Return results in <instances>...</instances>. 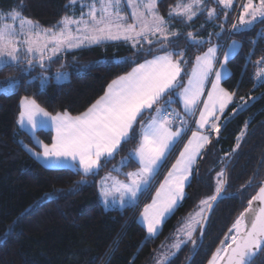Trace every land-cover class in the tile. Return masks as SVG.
Masks as SVG:
<instances>
[{"label":"trees","instance_id":"obj_1","mask_svg":"<svg viewBox=\"0 0 264 264\" xmlns=\"http://www.w3.org/2000/svg\"><path fill=\"white\" fill-rule=\"evenodd\" d=\"M239 1L234 0L235 10L222 11L223 7L216 0H205L206 7L216 8L219 18L209 20L205 11L192 21L182 17L168 20L179 29L178 38L170 37L175 44H169L168 50L185 52L184 59L189 62L184 65L187 71L195 56L209 44L189 46L188 32L197 39H211V43L234 38L243 41V45L233 54L227 65L229 75L221 81L225 89L235 93L222 116L221 132L210 135L211 143L202 149L197 159L189 186L185 188V198L165 218L154 238L148 237L137 220L138 204L105 208L98 188L99 180L106 174L126 180L125 174L138 168L135 160H124L123 164L122 160L139 142V125L134 138L122 143L113 158H108L107 162L102 160L95 174L85 176L77 168L48 167L37 161L27 148L36 151L40 148L32 134L20 128L17 118L23 97L34 99L52 114L84 112L105 92L111 80L127 73L136 63L161 54L160 45L143 42L145 50L151 47L152 55H137L124 41H104L64 51L52 62L45 61L43 68L38 64L29 68L26 63L19 67H0V82L9 78L17 81L13 91L0 93V264H149L162 244L171 245L176 228L200 200L214 194L216 174L223 169L227 198L219 200L210 213L202 241L198 240V249L193 252L192 244L188 243L169 261V264H206L228 228L264 182V86L254 79L256 61L264 56V40L255 45L248 43L259 39L256 32H264V24L257 22L254 31L229 38ZM21 3L24 5L22 15L45 29L70 14L69 7H65L69 0H0V13L18 10ZM176 3L177 0H158L160 15L168 19L170 6ZM224 11L228 12L227 19ZM221 26L225 31L218 39L215 33L221 32ZM253 49L254 54L249 56ZM117 57H128L130 62L124 64ZM58 70L68 72L66 81L53 80V73ZM41 73L48 75L43 85ZM184 79L186 81L187 77ZM241 96L247 101L242 109L239 108L244 103ZM234 108L238 109L235 113ZM152 113L146 112L143 121L147 122ZM225 119L228 122L223 126ZM241 132L244 135L237 148ZM34 135L50 144L53 133L50 129H37ZM175 156L176 152L168 155L164 163L167 166L153 177L151 182L155 183L149 193L138 194L140 201L145 197L144 202L147 201ZM82 180L85 183L78 185ZM250 180L252 184L248 187ZM253 264H264V252Z\"/></svg>","mask_w":264,"mask_h":264},{"label":"snow or ice","instance_id":"obj_2","mask_svg":"<svg viewBox=\"0 0 264 264\" xmlns=\"http://www.w3.org/2000/svg\"><path fill=\"white\" fill-rule=\"evenodd\" d=\"M216 2L223 5L222 11L235 10L233 0ZM78 3L79 16L65 15L56 25L47 29L22 15L23 3L18 10L0 13V67H19L26 63L29 68L36 64L43 68L46 59L52 62L53 57L65 49L79 48L85 46L86 42L87 45L100 44L106 40L130 42L137 55H152L151 47L145 50L143 42L146 41L148 45L159 44L158 51L163 54L136 63L130 72L111 80L104 95L77 116L67 111L53 115L34 99L24 97L20 101L17 123L21 127H29L33 132L46 128L54 130L55 135L50 144L37 139L42 152H33V155L45 161L71 160L73 166L82 170L85 176L95 174L102 160L107 162L108 158H113L122 143L134 138L136 126L139 125V142L129 156L122 160V164L124 160H135L139 167L126 173L125 181L110 175L105 177L100 187L106 207L109 203L113 206L118 203L123 207L126 200H136L142 187L151 183L175 145L182 141L185 116L198 112V119L193 121L197 127L192 131L191 139L180 151L179 158L160 185L156 197L141 214L148 237L154 238L166 216L172 214L185 198V188L189 186L197 159L201 157L202 149L211 143L210 133L214 131L219 135L221 132L222 124L219 121L235 96L234 92L221 86V81L229 75L227 65L233 54L240 50L243 41L232 40L224 48L220 43L212 44L211 39H197L192 32H188L189 46H203L205 43L211 46L195 57L191 70L187 71L184 65L189 62L184 59L185 52L168 50L169 44H175V40L170 37H179V33L169 31L168 20L182 17L185 21H192L205 11L209 20L219 18L216 8L206 7L205 0H177L175 6H170L168 19L160 15L158 0H91L88 4L82 0H69L65 7H75ZM122 5L130 11L125 13ZM85 7L87 12L84 11ZM239 7L238 22L231 25L229 38L231 35L254 31L257 22L264 24V0H241ZM224 16L227 19V11H224ZM224 31L221 26V32L215 33L216 37L221 39ZM256 36L259 39L249 40L248 43L255 45L264 40V32H256ZM218 53H222V60ZM253 54L254 49L249 56ZM116 59L124 64L130 62L128 57ZM248 62L251 63L250 60ZM256 65L254 79L264 86V56L256 61ZM16 83L14 78L0 82V92L13 91ZM207 85L211 86L210 89ZM205 95L207 98L202 100L201 97ZM162 100L163 105L155 107ZM240 100L244 102L239 105L242 109L247 101L243 96ZM174 103L183 104L184 115L171 108ZM200 104H203L202 108ZM237 110L234 108L233 113ZM149 111L155 114L144 122L142 117ZM227 122L225 119L223 126ZM243 135L241 132L240 137H237V148ZM216 176L214 194L200 200L198 211L191 214L183 227L177 230L176 239L168 246L167 252L158 254L156 264H169L182 246L188 243L192 244L193 252L198 249V240L202 241L209 214L219 200L227 198L224 170L217 172ZM109 179L112 180L110 185ZM80 183L85 181H79L78 185ZM251 184L250 180L247 186ZM254 202L258 204L254 206ZM198 230L199 237H196ZM164 247L162 244L161 248ZM261 252H264V182H261L258 192L248 200L247 207L228 228L208 264H253Z\"/></svg>","mask_w":264,"mask_h":264},{"label":"rangeland","instance_id":"obj_3","mask_svg":"<svg viewBox=\"0 0 264 264\" xmlns=\"http://www.w3.org/2000/svg\"><path fill=\"white\" fill-rule=\"evenodd\" d=\"M82 2L84 3V4H88V3H90L91 2V0H82ZM240 3H241V0L239 1V3H238V6H237V9H238V7H239V5H240ZM123 7H124V11H125V13H127V12H129L130 10L129 9H127V7L126 6H124V5H122ZM223 6V5H222ZM69 10H70V14L69 15H71V14H75L76 16H79V13H80V5H79V3L75 6V7H69ZM84 11L85 12H87V8L85 7L84 8ZM239 11H240V7H239V9H238V11L236 10V13H234V17H233V19H232V21L234 20V22L233 23H237L238 22V15H239ZM5 14H7V13H5ZM236 15V16H235ZM7 22H9V23H11V21H7ZM129 22H131V18L129 17ZM168 23H169V31H171V32H179V29H177L173 24H172V22L171 21H168ZM158 35V34H157ZM150 39H156V37H149ZM232 40H236V39H234V38H232V39H229L228 41H226V39L224 38V40L222 41V42H212V44H216V43H220V44H222L223 46H224V48H227V45L228 44H230L231 42H232ZM106 41H117V40H106ZM121 41H123V40H121ZM125 42V41H124ZM127 44H129L130 46H131V44H130V42H126ZM145 43H147L146 41H145ZM91 45H93V44H91ZM85 46H89V45H87V42H86V45ZM209 46H211V44H208L200 53H198L197 55H200V54H202L204 51H206L207 50V48L209 47ZM81 47H84V46H81ZM73 49H76V48H71L70 50H73ZM67 50H69V49H65L64 51H67ZM64 51H62V52H64ZM61 52V53H62ZM61 53H59L58 55H60ZM49 55H50V53H48ZM196 55V56H197ZM195 56V57H196ZM218 57H219V59H223V56H222V53H218ZM54 58V57H53ZM194 60H195V58L193 59V62H194ZM45 61H47V59L45 60ZM192 66V65H191ZM190 70H191V68H190ZM189 70V71H190ZM227 72H228V70H227ZM64 74H67V76H66V78L64 77ZM41 85H43L44 83H46L47 82V80H48V75H46L45 73H41ZM58 76H60V78L58 79L57 77ZM68 79V72L66 71V70H58V71H56L55 73H53V80L55 81V82H64V81H66ZM187 80V79H186ZM42 81H43V84H42ZM222 86V85H221ZM208 89H210V85H207L206 86ZM1 93V92H0ZM207 97H206V95L205 96H202L201 97V99L203 100V99H206ZM231 104V103H230ZM163 105V104H162ZM162 105H157L156 107H159V106H162ZM199 107L200 108H202L203 107V104H200L199 105ZM171 108H173V109H176L178 112H180V114L181 115H184V113H183V104L182 103H177L176 105L175 104H172L171 105ZM226 110V109H225ZM155 113H154V111H153V113H152V115H154ZM196 119H198V112L195 114V115H188V116H185V121H186V123H185V132L183 133V138H182V141L181 142H178L176 145H175V147H174V149H173V151L171 152L172 153V155L176 152V156H175V159L169 164V166H168V170L166 171V173L162 176V178H161V180H160V182H159V184H158V186L156 187V189L150 194V196H149V198L147 199V201L146 202H144L145 201V199H146V197L142 200V201H140L139 200V197H138V194L140 193V192H142V191H147V194L149 193V191L151 190V188L153 187V185H154V183L155 182H151L149 185H147V186H143L142 187V190L137 194V198H136V200L134 201V202H132V201H127L126 200V202H125V204H124V206H126V205H135V204H138V207L140 208V212H139V214H138V217H137V220H138V222L139 223H141L142 225H143V223H142V220H141V214L143 213V210H144V208H145V206H147V205H150L151 203H152V201H153V198H155L156 197V193H157V191L160 189V185L162 184V183H164V180H165V177L168 175V172L171 170V168H172V165L176 162V160L179 158V153H180V151H182L183 150V148H184V145L187 143V141L189 140V139H191V136H192V131H195L196 130V124L195 123H193V121L194 120H196ZM221 121H222V118H221ZM221 121H219V123H221ZM19 125V124H18ZM188 129H191V131H189ZM205 134H209L208 132H205ZM211 134H216L214 131L213 132H211L210 133V135ZM167 159V158H166ZM166 161V160H165ZM165 161L163 162V164H162V166L158 169V171H163L164 169H165V167L167 166V163L166 164H164L165 163ZM138 164V163H137ZM138 167H139V165H138ZM162 168V169H161ZM108 176L109 175H111V174H107ZM108 176H105V177H108ZM115 176V175H114ZM105 177H103V179L105 178ZM118 179V178H117ZM100 181V180H99ZM103 181V180H102ZM111 182H112V180L111 179H109L108 180V184H111ZM100 187H101V185H100ZM100 187H99V193H100ZM147 194H146V196H147ZM100 198H101V200L103 201V197L101 196V194H100ZM109 199H111V197H109ZM202 200V199H201ZM180 203V202H179ZM199 205V204H198ZM198 205H197V207L193 210V211H191L190 213H189V215L187 216V218L184 220V222L180 225V226H178L177 228H176V231H175V233H174V235H173V238L170 240V244H172L173 243V241L176 239V235H177V230L179 229V228H181V227H183V225L186 223V221L189 219V217H190V215L191 214H194L196 211H198ZM104 206H105V204H104ZM123 206V207H124ZM105 208H117V209H119V208H122L118 203L115 205V206H113L111 203H109V205L106 207L105 206ZM170 215V214H169ZM168 215V216H169ZM168 216H166V217H168ZM165 220V219H164ZM163 223V222H162ZM144 226V225H143ZM144 228H145V226H144ZM161 228V227H160ZM145 230H146V228H145ZM169 250V248H168V244H166L165 245V247L164 248H161V250H159V251H157V252H155V254H154V256H153V258H152V260L149 262V264H156V259L158 258V254L159 253H161V252H167Z\"/></svg>","mask_w":264,"mask_h":264},{"label":"crops","instance_id":"obj_4","mask_svg":"<svg viewBox=\"0 0 264 264\" xmlns=\"http://www.w3.org/2000/svg\"><path fill=\"white\" fill-rule=\"evenodd\" d=\"M233 3H234V0H233ZM222 6V5H221ZM223 7V6H222ZM80 48V47H79ZM77 49V48H76ZM70 50V49H69ZM161 54H163V53H161ZM235 54V53H234ZM158 55V54H157ZM153 57V56H152ZM152 57H150V58H148V59H152ZM146 60V59H145ZM144 62V60L142 61V62H140V63H143ZM136 66V65H135ZM134 66V67H135ZM132 70V69H131ZM131 70H129L128 72H130ZM227 70H228V73H229V69H228V67H227ZM123 75V74H122ZM115 79V78H114ZM111 82V81H110ZM109 82V83H110ZM108 83V84H109ZM223 87V86H222ZM224 88V87H223ZM106 89H107V87H106ZM106 89H105V91H106ZM102 95H104V93L102 94ZM101 95V96H102ZM100 96V97H101ZM24 98V97H23ZM23 98H21V100L23 99ZM99 99V98H98ZM20 100V101H21ZM90 107V106H89ZM87 110V109H86ZM85 110V111H86ZM83 113V112H82ZM81 114V113H80ZM80 114H78V115H80ZM53 115H55V114H53ZM71 115V114H70ZM72 116H77V115H72ZM20 126V125H19ZM20 128H22V129H24V130H26L27 132H29L30 134H32V136H33V141H34V143L40 148V150L39 151H36V150H34V149H32V148H27V150H28V152L37 160V161H39L40 163H42L43 165H45V166H48V167H71V168H74V169H76V167H74L73 166V162L71 161V160H67V161H56L55 159H52V160H48V161H45L42 157H40V158H38L37 156H35V155H33V152H42V148L39 146V144L37 143V139H39L38 137H36L35 135H34V132L29 128V127H21L20 126ZM46 129H50L51 131H52V133H53V136L55 135V132H54V130H52L51 128H46ZM36 131V130H35ZM40 140V139H39ZM29 149H31V151L29 150ZM78 169V168H77ZM80 170V169H79ZM82 171V170H81ZM135 171V170H134ZM105 176H108L107 174L105 175ZM105 176H103V177H105ZM111 177H113V178H115V179H117V177L116 176H114V175H110ZM103 177L100 179V181H99V183H98V188L100 187V185H101V183H102V180H104L103 179ZM118 180H120V181H125V180H121V179H119L118 178ZM112 183V182H111ZM110 185V184H109ZM110 201H111V199H109ZM103 202V201H102ZM104 204V203H103Z\"/></svg>","mask_w":264,"mask_h":264},{"label":"water","instance_id":"obj_5","mask_svg":"<svg viewBox=\"0 0 264 264\" xmlns=\"http://www.w3.org/2000/svg\"><path fill=\"white\" fill-rule=\"evenodd\" d=\"M258 190H259V189H258ZM258 190H257V192H258ZM257 192H256V193H257ZM256 193H255V194H256ZM216 204H217V203H216ZM216 204H215V205H216ZM209 215H210V214H209ZM239 215H240V214H239ZM226 233H227V232H226ZM223 239H224V238H223ZM223 239H222V240H223ZM219 246H220V243L218 244L217 247H219ZM217 247H216V249H217ZM216 249H215V250H216ZM215 250H214V251H215ZM213 253H214V252H213ZM213 253H212V254H213ZM212 254H211V256H212ZM192 256H193V255H191L190 258H192ZM211 256H210V258H211ZM210 258H209V259H210ZM209 259H208V261H209ZM208 261H207V262H208ZM207 262H206V264H207Z\"/></svg>","mask_w":264,"mask_h":264},{"label":"bare ground","instance_id":"obj_6","mask_svg":"<svg viewBox=\"0 0 264 264\" xmlns=\"http://www.w3.org/2000/svg\"><path fill=\"white\" fill-rule=\"evenodd\" d=\"M256 204H258V202H254V206H256ZM215 251H216V250H215ZM215 251H214V252H215ZM207 264H208V262H207Z\"/></svg>","mask_w":264,"mask_h":264},{"label":"built area","instance_id":"obj_7","mask_svg":"<svg viewBox=\"0 0 264 264\" xmlns=\"http://www.w3.org/2000/svg\"><path fill=\"white\" fill-rule=\"evenodd\" d=\"M238 9H239V7H238ZM238 9H237V11H238ZM236 16V15H235Z\"/></svg>","mask_w":264,"mask_h":264}]
</instances>
